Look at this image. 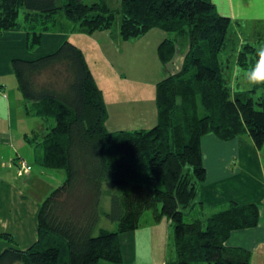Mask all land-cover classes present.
Instances as JSON below:
<instances>
[{
  "label": "trees",
  "instance_id": "1",
  "mask_svg": "<svg viewBox=\"0 0 264 264\" xmlns=\"http://www.w3.org/2000/svg\"><path fill=\"white\" fill-rule=\"evenodd\" d=\"M60 18L86 33L116 28L121 39L159 28L169 34L157 49L163 65L180 38L188 47L181 67L156 83V124L135 130L106 129L103 92L71 41L34 59H12L26 114L45 124L36 162L63 169L65 178L40 204L33 244L20 248L11 234H0L10 243L0 264L121 263V236L148 209L173 227L175 258L167 264H250L249 249L226 241L233 230L257 225L255 203L231 200L205 217L184 216L206 180L205 135L264 144V84L230 86L236 69L252 68L257 47L239 38L212 0H119L117 9L107 0H0V33L25 31L28 48L44 31L63 28ZM105 182L117 189H104ZM102 216L116 221V230L98 227Z\"/></svg>",
  "mask_w": 264,
  "mask_h": 264
},
{
  "label": "crops",
  "instance_id": "2",
  "mask_svg": "<svg viewBox=\"0 0 264 264\" xmlns=\"http://www.w3.org/2000/svg\"><path fill=\"white\" fill-rule=\"evenodd\" d=\"M212 1L219 10V1ZM259 2V11L264 13V0ZM60 23L63 28L59 25L58 29L44 31L40 42L33 48L27 47L23 30L0 33V234H11L20 248L35 242L40 204L63 181L65 171L39 165L36 157L41 150H34L33 158L29 159L27 153L33 154L31 148L40 143L45 124L38 119L35 125V116L26 114L12 59H34L54 51L66 40L71 41L83 51L87 65L103 92L108 113L106 129L135 130L148 129L156 124V83L181 67L187 49L183 50L178 42L173 59L163 65L157 49L169 34L159 28H151L137 37L121 39L116 28L86 33L72 29L73 26L63 18H60ZM97 55L109 65L106 71L93 69L92 64L99 59ZM201 143L204 144L202 150L207 176L199 184L197 195L202 211L193 213L205 217L207 215L203 211L206 207L212 213L215 206L231 200L239 204L255 203L259 213L257 225L233 230L226 244L249 249L250 264H264V161L261 149L254 147L247 137L222 141L208 134ZM21 159L27 162L28 171H19ZM33 180L36 183L30 186ZM139 227L122 234L123 261L120 264L124 261L127 264H167L175 258L173 250L169 254L165 248L158 257L151 253L147 257L138 253ZM162 240L165 241L164 238ZM9 244L0 236V252ZM149 246L152 249V238L145 244L146 248ZM158 246H162L160 242ZM98 264L114 263L101 260Z\"/></svg>",
  "mask_w": 264,
  "mask_h": 264
},
{
  "label": "rangeland",
  "instance_id": "3",
  "mask_svg": "<svg viewBox=\"0 0 264 264\" xmlns=\"http://www.w3.org/2000/svg\"><path fill=\"white\" fill-rule=\"evenodd\" d=\"M84 1H91V0H84ZM107 1H109V5L111 8L117 9L119 7V0H107ZM218 1L220 3L219 11L221 13L228 14L230 12V14H228L231 18L230 27L232 30L236 32L239 38L251 42L257 48L264 46V13L259 11V6L261 4L259 0H218ZM119 19H120L119 16H117L114 22L115 23L114 27L118 25ZM179 43H181L180 45H182L183 50H185L188 46V41L185 37L180 38ZM97 57L99 59H97L96 64L95 63L92 64L93 69L94 70L100 69L106 71V67H108L109 65L102 57L98 55ZM244 71H246V69H241V68H238L234 71V78L233 81L230 83V86H232L233 89L239 87V89L247 90L251 87L246 82H244L242 75ZM109 85H113V84H109ZM30 116H34V115H30ZM38 119L40 118L35 116L34 118L35 125H36V121L39 122ZM203 146L204 144L202 143V147ZM36 149H38V151L41 150L40 143L37 145L35 144L31 148L33 154L27 153L29 159L33 158L34 150ZM261 153H262L261 154L262 160L264 161V144L261 147ZM34 183H36V181L33 180L32 183H30V186H32ZM199 187L200 185H198V193H199ZM107 188L113 190L117 189L116 186H113L110 182H105L104 189ZM199 201L200 198L196 196L194 199L195 203L193 208L190 209L186 208L185 210L186 214L184 216L186 221H191V219L197 215L194 214L193 211L195 210L202 211L200 203H198ZM228 203L229 201L219 204L214 207V210L211 211L213 212L220 209H224L228 206ZM109 206H110V196L104 193L101 198V207L105 210H108ZM208 209L210 208L206 207L203 213L208 215L210 213V210ZM170 223L171 222H169L168 218L165 215H162L160 219H155L153 211L151 209L145 210L140 217V227L138 232L139 238L137 239L138 247H139L138 253L146 257L151 253L153 257H158V253L163 251L165 248L167 250V253L169 254H172V250H173L174 252L173 255H175V250L173 247V227ZM98 227H105L110 230H116L117 224L116 221L109 220L105 216H102L98 222ZM96 233L97 230L95 231V234ZM151 238H152V249L150 248V246L149 248H146L145 244L148 243L151 240ZM162 238L165 239L167 245L165 244V241L162 240ZM167 238L168 241L166 240ZM159 242L162 245L161 247L158 246ZM121 245H122V241H121ZM124 250L126 251V247L124 248ZM123 264H127L126 261H124Z\"/></svg>",
  "mask_w": 264,
  "mask_h": 264
},
{
  "label": "clouds",
  "instance_id": "4",
  "mask_svg": "<svg viewBox=\"0 0 264 264\" xmlns=\"http://www.w3.org/2000/svg\"><path fill=\"white\" fill-rule=\"evenodd\" d=\"M255 55L252 68L242 73L244 82L250 86L264 84V46L256 48Z\"/></svg>",
  "mask_w": 264,
  "mask_h": 264
},
{
  "label": "built area",
  "instance_id": "5",
  "mask_svg": "<svg viewBox=\"0 0 264 264\" xmlns=\"http://www.w3.org/2000/svg\"><path fill=\"white\" fill-rule=\"evenodd\" d=\"M28 164L25 160L21 159L19 162V171L23 172V171H28Z\"/></svg>",
  "mask_w": 264,
  "mask_h": 264
}]
</instances>
